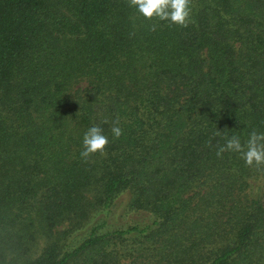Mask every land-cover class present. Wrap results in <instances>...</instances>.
<instances>
[{
	"label": "trees",
	"instance_id": "1",
	"mask_svg": "<svg viewBox=\"0 0 264 264\" xmlns=\"http://www.w3.org/2000/svg\"><path fill=\"white\" fill-rule=\"evenodd\" d=\"M191 9L0 0V264H264V0Z\"/></svg>",
	"mask_w": 264,
	"mask_h": 264
},
{
	"label": "clouds",
	"instance_id": "2",
	"mask_svg": "<svg viewBox=\"0 0 264 264\" xmlns=\"http://www.w3.org/2000/svg\"><path fill=\"white\" fill-rule=\"evenodd\" d=\"M130 7H135L146 19L158 18L161 21H170L181 27H187L191 22V0H128ZM156 25H150V30L155 31ZM107 121H105L106 123ZM111 132L114 137L122 135L119 127V120L113 121ZM219 135V132L216 133ZM109 143L108 137L99 126H91L83 136V151L80 155L87 160L90 155L96 152H104ZM225 151H235L241 153L248 166L264 165V133L253 130L245 145L241 144L240 138L232 135L226 140L223 146H219L216 151L218 157Z\"/></svg>",
	"mask_w": 264,
	"mask_h": 264
},
{
	"label": "rangeland",
	"instance_id": "3",
	"mask_svg": "<svg viewBox=\"0 0 264 264\" xmlns=\"http://www.w3.org/2000/svg\"><path fill=\"white\" fill-rule=\"evenodd\" d=\"M252 190H253V193L261 194V196L264 197V187L261 186V183H254L252 185ZM115 206H116V199L114 200V204L112 208L114 209Z\"/></svg>",
	"mask_w": 264,
	"mask_h": 264
}]
</instances>
